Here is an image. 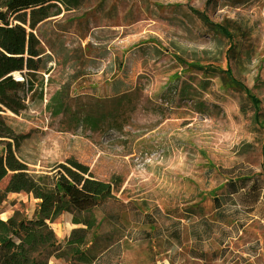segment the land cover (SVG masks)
Wrapping results in <instances>:
<instances>
[{"label":"rangeland","instance_id":"rangeland-1","mask_svg":"<svg viewBox=\"0 0 264 264\" xmlns=\"http://www.w3.org/2000/svg\"><path fill=\"white\" fill-rule=\"evenodd\" d=\"M27 6L28 0H0V23L14 24L17 9ZM61 9L37 27L46 56L41 71L26 75L34 88L19 92L25 108L1 112L14 134L25 137L17 148L0 137V154L10 145L41 173L74 158L109 181L123 202L137 203L126 211L129 227L119 245L96 264H253L264 235V124L254 122L243 95L223 87L221 74L188 69L175 58L230 67L261 101L264 119V0H79ZM204 17L250 34L231 28L229 39ZM58 90L67 106L53 115L46 103ZM107 111L97 131L80 123ZM242 175L261 188L255 204L243 203V189L239 196L230 186L220 189ZM36 202L26 192L7 193L0 218L14 212L31 218ZM113 210L107 203L96 215ZM148 210L157 223L169 217L151 233V244ZM73 217L64 212L49 224L62 245L82 226Z\"/></svg>","mask_w":264,"mask_h":264},{"label":"trees","instance_id":"trees-1","mask_svg":"<svg viewBox=\"0 0 264 264\" xmlns=\"http://www.w3.org/2000/svg\"><path fill=\"white\" fill-rule=\"evenodd\" d=\"M78 3L79 0H28L27 7L17 9L14 24L0 23V137L11 139L16 148L25 136L15 135L1 112L6 109L18 114L25 108L19 92L32 90L35 82L28 76H33L44 68L46 54L41 45V38L36 34L37 27L48 18L59 15L62 7L72 9ZM204 21L229 39L231 28L242 37L250 34L242 25L233 27L226 23H214L206 17ZM234 46L235 44L231 45L227 51L228 60L231 59ZM175 59L188 66V69L198 68L214 75L221 74L223 87L243 95L253 110L254 122L258 125L264 124L260 113L261 101L233 75L230 67H197L193 64L187 65L179 57ZM14 72H19L22 80L15 79L12 75ZM117 93L120 98L128 96L124 91ZM66 106L63 90L56 91L46 103L53 115L63 113ZM108 116V111L101 112L93 117L82 118L80 123L91 131H97ZM4 180L5 185L0 187V201L7 193L26 192L32 194L37 202L31 218L17 212L5 220L0 218V264H48L50 257L63 259L67 264L99 263L119 245L121 237L129 227L126 211L134 210L133 206L137 204L131 200L123 202L113 194L110 182L95 178L86 164L74 158L56 164L48 172H35L15 155L10 145L0 154V185ZM250 180L251 185L246 190ZM225 186H230L231 194L236 196H239L240 189H243L244 204H250L249 201L255 204L260 199L261 188L254 177L242 175L237 179H228L220 185V189ZM214 194H217L216 190L211 192V197L217 200V197H213ZM203 199L204 196L201 200ZM107 203L113 204L116 210L101 216L96 215V211ZM119 209H123L125 214L119 212ZM64 212H72V222L82 226L72 229L62 245L57 242L49 224ZM189 212L193 213V210ZM168 218L165 215L162 222L157 223L150 211H146L144 224L149 229L147 240L150 244L154 242L151 233H155L158 226H163V221ZM175 239L177 240L176 237ZM194 256L203 257V254Z\"/></svg>","mask_w":264,"mask_h":264},{"label":"crops","instance_id":"crops-1","mask_svg":"<svg viewBox=\"0 0 264 264\" xmlns=\"http://www.w3.org/2000/svg\"><path fill=\"white\" fill-rule=\"evenodd\" d=\"M101 180H104V179H101ZM259 240L261 243H260V247L258 249V254L251 256L250 260H254L255 264H264V235H261ZM255 259L257 261H255ZM48 264H60V263L58 262V260L56 258L52 257L48 260Z\"/></svg>","mask_w":264,"mask_h":264},{"label":"bare ground","instance_id":"bare-ground-1","mask_svg":"<svg viewBox=\"0 0 264 264\" xmlns=\"http://www.w3.org/2000/svg\"><path fill=\"white\" fill-rule=\"evenodd\" d=\"M14 74H15V75H18V73H17V72H14Z\"/></svg>","mask_w":264,"mask_h":264}]
</instances>
